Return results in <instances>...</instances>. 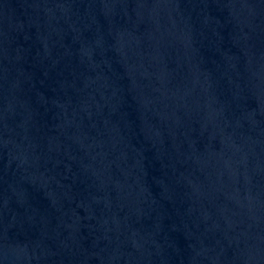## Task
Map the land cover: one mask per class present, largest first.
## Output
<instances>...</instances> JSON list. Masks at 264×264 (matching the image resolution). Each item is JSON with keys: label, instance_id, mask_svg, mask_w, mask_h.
I'll list each match as a JSON object with an SVG mask.
<instances>
[{"label": "water", "instance_id": "95a60500", "mask_svg": "<svg viewBox=\"0 0 264 264\" xmlns=\"http://www.w3.org/2000/svg\"><path fill=\"white\" fill-rule=\"evenodd\" d=\"M0 264H264V0H0Z\"/></svg>", "mask_w": 264, "mask_h": 264}]
</instances>
